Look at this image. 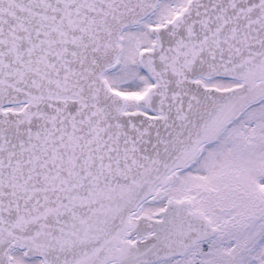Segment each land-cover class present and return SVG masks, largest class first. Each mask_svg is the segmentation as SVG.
I'll list each match as a JSON object with an SVG mask.
<instances>
[{
	"label": "snow or ice",
	"instance_id": "6c2138e0",
	"mask_svg": "<svg viewBox=\"0 0 264 264\" xmlns=\"http://www.w3.org/2000/svg\"><path fill=\"white\" fill-rule=\"evenodd\" d=\"M0 264H264V0H0Z\"/></svg>",
	"mask_w": 264,
	"mask_h": 264
}]
</instances>
